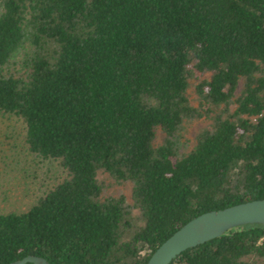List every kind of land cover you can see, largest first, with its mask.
<instances>
[{
	"label": "trees",
	"instance_id": "1",
	"mask_svg": "<svg viewBox=\"0 0 264 264\" xmlns=\"http://www.w3.org/2000/svg\"><path fill=\"white\" fill-rule=\"evenodd\" d=\"M0 113L58 166L0 212V264H144L197 214L264 197V0H0ZM99 171L130 199L104 194ZM263 258L264 225L247 223L167 264Z\"/></svg>",
	"mask_w": 264,
	"mask_h": 264
},
{
	"label": "rangeland",
	"instance_id": "2",
	"mask_svg": "<svg viewBox=\"0 0 264 264\" xmlns=\"http://www.w3.org/2000/svg\"><path fill=\"white\" fill-rule=\"evenodd\" d=\"M191 76L189 102L198 106L200 97L194 90L197 75L192 70ZM209 122L210 119L204 116L187 119L179 136L180 147L185 150L192 146L197 131ZM57 174V161L43 159L27 149L22 120L13 113H0V212L27 207ZM98 177L102 181L104 194H124L130 199L128 182H117L103 171L98 172ZM254 264H264V258Z\"/></svg>",
	"mask_w": 264,
	"mask_h": 264
},
{
	"label": "water",
	"instance_id": "3",
	"mask_svg": "<svg viewBox=\"0 0 264 264\" xmlns=\"http://www.w3.org/2000/svg\"><path fill=\"white\" fill-rule=\"evenodd\" d=\"M247 223L264 225V197L241 201L197 214L165 238L152 251L144 264H167L184 249L223 235L229 230ZM9 264L52 263L41 255L27 254Z\"/></svg>",
	"mask_w": 264,
	"mask_h": 264
}]
</instances>
